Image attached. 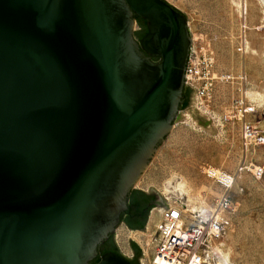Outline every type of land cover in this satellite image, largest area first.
Here are the masks:
<instances>
[{"label":"water","instance_id":"water-1","mask_svg":"<svg viewBox=\"0 0 264 264\" xmlns=\"http://www.w3.org/2000/svg\"><path fill=\"white\" fill-rule=\"evenodd\" d=\"M192 43L165 0H0V264H91L116 244L181 113L208 124L185 85ZM121 254L96 264H131Z\"/></svg>","mask_w":264,"mask_h":264},{"label":"rangeland","instance_id":"rangeland-1","mask_svg":"<svg viewBox=\"0 0 264 264\" xmlns=\"http://www.w3.org/2000/svg\"><path fill=\"white\" fill-rule=\"evenodd\" d=\"M165 1L186 16L197 54L213 60L210 97L203 107L196 97V110L208 124L183 111L136 189L150 193L153 187L165 202L181 200L195 209L220 198L221 188L206 177L207 167L232 173L243 164L264 167V145H246L241 137L242 121L264 131V4L261 0ZM239 101L245 106L244 118L235 115ZM236 174L221 253L231 264H264V174L261 178ZM147 228L148 224L145 231L124 224L116 228L114 240L129 260L135 256L130 239L140 249L150 247L153 236Z\"/></svg>","mask_w":264,"mask_h":264},{"label":"built area","instance_id":"built-area-1","mask_svg":"<svg viewBox=\"0 0 264 264\" xmlns=\"http://www.w3.org/2000/svg\"><path fill=\"white\" fill-rule=\"evenodd\" d=\"M212 62L205 54H197L193 42L185 85L195 89L200 107L204 106L213 88ZM235 113L239 118L245 117L246 110L242 101L235 104ZM241 137L246 145H264V131L247 121H242ZM245 172L261 178L264 167L243 164L234 173L207 167L206 177L221 188L220 198L211 206L199 204L195 209H190L181 200L166 198L168 209L154 207L150 216L154 211L158 216L155 232L150 247H141L143 257L140 264H218L222 255V241L230 226L227 214H230L233 207L232 191L237 180L236 173Z\"/></svg>","mask_w":264,"mask_h":264},{"label":"trees","instance_id":"trees-1","mask_svg":"<svg viewBox=\"0 0 264 264\" xmlns=\"http://www.w3.org/2000/svg\"><path fill=\"white\" fill-rule=\"evenodd\" d=\"M134 19L139 22L140 27L144 28V34H142V38L148 33V29L146 26V22L139 18L138 16L134 15ZM154 62L160 61L159 58H152ZM193 91L190 88L185 87L183 91V99L180 104L179 110H185L189 107L191 101V95ZM149 196L148 193L140 191V190H133L128 197V208L127 210L121 215L120 224L125 223L129 229L134 230L137 229V224L133 221V218L137 216H142V222L140 224V229L143 230L148 222L150 212L155 207L154 202L149 205H145L143 202L144 198ZM112 236H109V239L106 240L103 244H101L98 248V257L94 260L91 264H96L100 261L101 257L106 253H116L121 254L118 246L113 242ZM132 249L135 250V257L133 260H129L131 264H139V258L141 252L137 246V244H132ZM122 255V254H121Z\"/></svg>","mask_w":264,"mask_h":264},{"label":"flooded vegetation","instance_id":"flooded-vegetation-1","mask_svg":"<svg viewBox=\"0 0 264 264\" xmlns=\"http://www.w3.org/2000/svg\"><path fill=\"white\" fill-rule=\"evenodd\" d=\"M136 24L139 25V22L136 21ZM140 26V25H139ZM142 34H144V28L140 27V32H137L134 34V38L136 39V41L140 42V40L142 39ZM149 196L147 198H144L143 199V202L145 203V205H149V204H152L153 202H157V199L156 197L152 194V193H148ZM133 221L137 224V229H134L135 231H140L141 227H140V224L142 222V216H137L135 218H133ZM129 229V227H127Z\"/></svg>","mask_w":264,"mask_h":264},{"label":"bare ground","instance_id":"bare-ground-1","mask_svg":"<svg viewBox=\"0 0 264 264\" xmlns=\"http://www.w3.org/2000/svg\"><path fill=\"white\" fill-rule=\"evenodd\" d=\"M261 2H262V4H264V0H261ZM170 197V196H169ZM171 199V198H170ZM154 213H156L155 211H154ZM153 215V214H152ZM151 218H152V216H151ZM151 218H150V220H151ZM149 220V221H150ZM156 224V223H155ZM155 226V225H154ZM152 227V226H151ZM153 228V227H152ZM148 230V229H147ZM148 233H149V230L147 231ZM154 232H155V228H154V231L152 230V232H151V237L154 235ZM133 233H135V232H133ZM138 233V232H137ZM142 233V232H141ZM136 235V234H135ZM145 236V235H144ZM136 237V236H135ZM150 238V237H149ZM141 242V241H140ZM142 243V242H141ZM147 244V243H146ZM218 264H231L230 262H229V260L227 259V257L225 258V257H223V255H221L220 256V258L218 259Z\"/></svg>","mask_w":264,"mask_h":264},{"label":"crops","instance_id":"crops-1","mask_svg":"<svg viewBox=\"0 0 264 264\" xmlns=\"http://www.w3.org/2000/svg\"><path fill=\"white\" fill-rule=\"evenodd\" d=\"M138 190V189H137ZM140 191H142V190H140ZM144 192V191H143ZM150 218H151V216H149V219H148V230H153L154 231V228H155V223H156V214L155 213H153V215H152V218H151V220H150ZM150 220V221H149ZM122 224H124L126 227H127V225L125 224V223H122ZM153 228H152V227ZM131 252H132V249H131Z\"/></svg>","mask_w":264,"mask_h":264}]
</instances>
